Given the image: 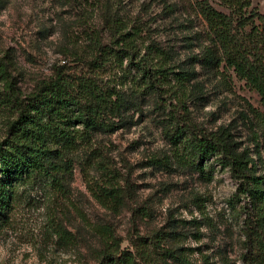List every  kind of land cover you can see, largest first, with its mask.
<instances>
[{"label":"rangeland","instance_id":"rangeland-1","mask_svg":"<svg viewBox=\"0 0 264 264\" xmlns=\"http://www.w3.org/2000/svg\"><path fill=\"white\" fill-rule=\"evenodd\" d=\"M2 2L0 55L24 92L53 76L61 64L69 73L78 72L77 56L92 53L91 33L101 31L108 40L107 24L115 18H123L129 26L139 21L150 28L140 37L142 44L149 43V37L162 38L164 43L170 38L182 58L190 50H200L195 37L191 49L183 41V33L195 32L196 25L184 32L178 24L186 15H164L163 5L150 0ZM253 4L264 13V0H253ZM227 78L201 70L203 97L189 101L191 118L209 130L230 127L238 150L250 147L255 154L252 132L243 116L250 113L248 103L262 109L260 96L233 73ZM100 79L137 100L129 123L113 133L98 134L96 141L122 191L97 190L108 178L100 165L87 173L76 166L65 191L40 186L21 192L7 215L0 214V264H97L111 233L123 249L135 253L145 241L154 264H178L162 254L169 247L182 250L196 264H224L225 260L243 264L242 217L228 203L237 181L228 169L215 158L206 162L205 174L177 162L160 127L154 97L143 94L136 70L108 68ZM7 121L0 107V141ZM155 157L168 158V165L153 164ZM259 165L261 173L264 160Z\"/></svg>","mask_w":264,"mask_h":264},{"label":"trees","instance_id":"trees-1","mask_svg":"<svg viewBox=\"0 0 264 264\" xmlns=\"http://www.w3.org/2000/svg\"><path fill=\"white\" fill-rule=\"evenodd\" d=\"M150 1L163 5L164 15H186L178 24L184 32L196 25L195 32L183 33V41L191 49L195 37L200 42L198 52L190 50L182 58L170 38L164 43L162 38L149 37L150 42L142 44L139 39L150 28L139 21L129 26L123 18H115L107 24L108 40L101 31L91 33L92 53L77 56L78 72L69 73L66 64H61L31 92L21 89L0 55L4 83L0 107L8 116L0 141V214L6 216L23 191L40 186L65 191L76 166L85 173L104 166L107 182L97 190L120 194L123 188L105 166L104 152L96 141L100 133L125 127L130 111L137 106L136 99L100 79L102 71L126 66L136 70L143 94L154 97L160 127L177 162L205 174L206 162L215 158L237 181L228 203L242 217L241 260L243 264H264V171L259 172L264 160V13L253 0ZM201 70L220 79H229L233 73L260 96L262 109L248 103L250 113L243 116L252 132L255 154L250 147L238 150L230 127L209 130L191 118L189 101L203 97ZM152 163L166 166L169 161L155 157ZM143 242L135 253L123 249L111 233L97 264H154ZM162 251L175 263L196 264L180 249ZM224 264L235 263L225 260Z\"/></svg>","mask_w":264,"mask_h":264}]
</instances>
